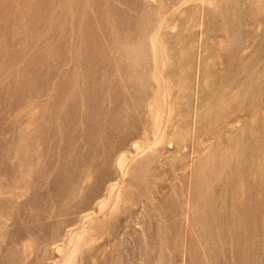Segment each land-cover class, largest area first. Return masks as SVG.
<instances>
[{
	"label": "rangeland",
	"instance_id": "374dc122",
	"mask_svg": "<svg viewBox=\"0 0 264 264\" xmlns=\"http://www.w3.org/2000/svg\"><path fill=\"white\" fill-rule=\"evenodd\" d=\"M0 264H264V0H0Z\"/></svg>",
	"mask_w": 264,
	"mask_h": 264
}]
</instances>
